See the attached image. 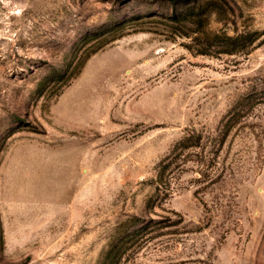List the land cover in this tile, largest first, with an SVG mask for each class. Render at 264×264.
I'll list each match as a JSON object with an SVG mask.
<instances>
[{"label": "rangeland", "instance_id": "374dc122", "mask_svg": "<svg viewBox=\"0 0 264 264\" xmlns=\"http://www.w3.org/2000/svg\"><path fill=\"white\" fill-rule=\"evenodd\" d=\"M113 263L264 264V0H0V264Z\"/></svg>", "mask_w": 264, "mask_h": 264}, {"label": "trees", "instance_id": "16d2710c", "mask_svg": "<svg viewBox=\"0 0 264 264\" xmlns=\"http://www.w3.org/2000/svg\"><path fill=\"white\" fill-rule=\"evenodd\" d=\"M232 48H234L232 50H235V47ZM244 100L245 99L241 98L239 100V103H245L246 101ZM249 102L250 103H247L248 104L247 106L246 105L243 106L245 110H248L251 107H253L254 101L250 100ZM229 116L230 117H228L227 120L224 121L222 127L219 128L215 133H210V132L202 133V132H197L195 129L186 132V134L179 140V142L176 143V145L172 147V149L168 152V154H166L159 162L156 183L158 185L168 184L172 177L171 174L173 173V166L176 163L179 153L191 147H199L201 144L203 145V148L207 144L209 145L211 144L210 145L211 151H208V154L206 155V159H209L210 167L213 166L214 160L216 159L218 152L228 135V132L232 128L233 124L236 123V121L240 117V114L233 113L232 115L230 114ZM188 156H191V154H187L184 157H188ZM201 161L203 162V158H201ZM203 176H206V174ZM157 191L159 192V188L157 189ZM144 229H146V226L143 225L136 229H131L130 231L124 233L111 249V251H113L114 253L113 260L120 259L122 255H124L127 249L129 248V244H131V242Z\"/></svg>", "mask_w": 264, "mask_h": 264}]
</instances>
